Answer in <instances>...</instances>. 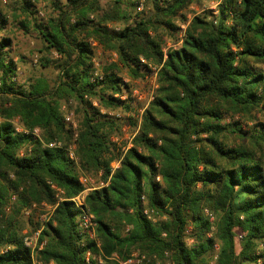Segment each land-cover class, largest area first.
<instances>
[{"label":"trees","instance_id":"obj_1","mask_svg":"<svg viewBox=\"0 0 264 264\" xmlns=\"http://www.w3.org/2000/svg\"><path fill=\"white\" fill-rule=\"evenodd\" d=\"M138 1L53 3L56 16L46 26L36 25L43 52L60 55L53 85L42 78L18 84L11 40L0 37V264H31L22 233L28 224L20 215L42 201L55 206L42 229L44 264H119L107 257L124 260L134 250L149 256L167 250L174 264H205L213 238L206 236L210 222L204 208L217 214L218 264H264V122L246 130L233 119L236 114L252 119L254 109L264 112V69L255 64L264 65V0H215L216 22L194 15L180 46L166 50L162 32L179 31L175 20L185 23L182 11L197 0H147L149 12L133 18ZM22 9L35 11L31 0H22ZM109 22L122 27H108ZM6 23L0 10V30ZM89 38L115 52L131 76L149 71L147 62L157 69L156 93L140 120L128 118L136 130L124 149L111 140L120 136L122 119L101 113L93 100L129 113L142 107L113 65L103 67L101 79L90 80ZM73 102L81 112L76 130L60 110L62 103ZM15 117L27 129L39 127L42 141H70L76 132L80 168L100 174L102 182L84 198L94 215L99 250L80 228V210L71 200L82 190L74 162L64 149L16 132ZM233 135L249 144L230 145ZM51 184L63 191L61 200ZM145 206L155 211V221L143 214ZM187 226L195 238L191 245L184 242ZM87 249L102 253V262H86Z\"/></svg>","mask_w":264,"mask_h":264},{"label":"rangeland","instance_id":"obj_2","mask_svg":"<svg viewBox=\"0 0 264 264\" xmlns=\"http://www.w3.org/2000/svg\"><path fill=\"white\" fill-rule=\"evenodd\" d=\"M34 4V14L30 15L26 11L22 9V0H0V10L7 17V23L4 26V29L0 30V37H8L11 40V56L17 65V75L14 77V80L20 85H25L29 82V80L35 78H42L46 80L49 85H53L56 80L58 70L54 66V62L60 59V55L54 51L53 49L50 52H43V44L41 41V36L38 28L39 25L46 26L49 22V19L55 17L57 14L56 9L54 8L53 3L63 4L66 0H31ZM102 3H105L106 0H101ZM150 10V6L147 4V0H139L137 5L133 7L131 10L133 18L137 13L143 12L147 14ZM215 11V12H214ZM182 13L185 15L186 22L182 23L179 19L175 20V23L179 25L180 30L177 31L174 35H171L166 32L163 33L164 45L163 49L166 50L169 47H179L181 44V37L183 35V30L186 27V24L189 23L190 19L194 15H207L208 19L216 22L217 16V2L215 0H197L191 2ZM97 14L91 15L90 17L94 20L97 19ZM23 22V23H22ZM108 27H114L115 29H119L122 27L121 23H107ZM89 42H95V46H93V59L97 63L98 70L102 73L103 67L107 65H113V70L117 72L118 76L122 78L124 82H127L131 89H136L138 94H140L141 99H136L132 97L135 102L139 104L140 109L135 113H129L124 111L122 108H104L98 105L96 100V105L100 109L101 113L113 115L116 117H120L122 119V125L120 128V136L111 135V140L119 144L122 149L126 146H130L131 140L134 136L136 130L128 120L129 117L140 120V114L144 107L148 105V103L153 99L154 94L156 93V89L158 87L157 84V74L156 78L154 73L157 72L156 66L150 62H147V71L143 76H131L127 68L121 66V64L117 61V55L115 52L106 49L104 46L97 44V42L89 38ZM41 58H47L49 62H45L41 60ZM142 58V57H140ZM52 61V62H50ZM142 62V61H141ZM146 62V60H145ZM256 66L264 69V65L261 63H256ZM120 95V94H118ZM116 96V94H114ZM132 96V95H131ZM117 97V96H116ZM120 98V97H119ZM74 111V118L77 122V126L81 120V112L77 111V105L73 102L70 106ZM139 113V115H137ZM253 118L250 119L247 116L239 117L238 114L234 115L233 119L239 121V125L242 129H250L251 126L256 122H264V112L258 111L254 109L252 111ZM230 119L226 118L225 122H229ZM62 140V139H59ZM245 142V144H249L248 140H242L240 137L235 135L231 136L228 140L230 145L241 144ZM62 142L68 143L69 141L62 140ZM20 151L25 152L26 148L20 149ZM19 151V152H20ZM113 163V162H112ZM79 165V163H78ZM76 166V164H75ZM80 167V166H79ZM76 173L78 175V167L76 166ZM93 180V186H101L102 182L100 181V174L88 173ZM47 209L40 208L35 212H32L30 217H27L21 211V218L27 221V227L25 229H33L36 225V219L45 213ZM214 221L213 225H215L216 232V221L217 214L214 213ZM28 218L30 220H28ZM165 219L163 215H161L160 220ZM191 222H189L190 224ZM38 224V222H37ZM192 224V223H191ZM211 225V224H210ZM33 226V227H32ZM191 226V225H190ZM210 228H208L206 234L208 233ZM124 231V228L121 227V232ZM23 233V231H22ZM207 236V235H206ZM47 239V238H46ZM261 246H259L260 248ZM138 251V250H137ZM97 255V254H95ZM162 256V257H161ZM158 256V258L164 261H169L171 264L173 263L171 254L168 258H164L163 255ZM209 260V259H208Z\"/></svg>","mask_w":264,"mask_h":264},{"label":"built area","instance_id":"obj_3","mask_svg":"<svg viewBox=\"0 0 264 264\" xmlns=\"http://www.w3.org/2000/svg\"><path fill=\"white\" fill-rule=\"evenodd\" d=\"M215 12V11H214ZM91 45L95 46V42H90ZM140 60L143 63H146L143 58H140ZM94 63V71L91 76V81H95L96 79L102 78V73L97 68V63L93 59ZM154 76L156 78V73H154ZM14 79V78H13ZM131 95L136 99H141L140 94H138L136 89L131 90ZM117 97H120L121 99L126 98V94L118 95ZM93 104L96 105V102L93 101ZM60 110L63 114V118L68 126H70L73 130H76L77 128V122L74 118V111L67 103H62L60 106ZM3 120L2 117H0V122ZM14 130L16 132H25V133H31L35 137L39 138L42 142V145L47 148H61L64 149L74 164L78 167V181L82 185V190L74 197L71 198V200L74 202L75 206L80 210V217H79V224L82 231H84L88 237L95 242V246L99 250V240L96 238L95 235V227L96 223L94 221V215L89 212L84 207V198L85 195L92 189L96 188V186H93V180L91 176H89L86 172H84L78 165V156L76 154V132L73 134V138L68 142H62V140L54 139L50 141H42L41 139V129L39 127H34L32 129H27L23 127L18 120V117H15L12 121ZM24 152L20 151L19 154L22 155ZM112 168H116L118 166V161H114L111 164ZM160 177L156 176V180H159ZM51 187L56 191V196L59 198V200L62 199L63 191L56 187L54 184H51ZM16 198L15 194L10 195V201H14ZM141 199L146 202L145 196H141ZM54 205L49 204L47 202H40V203H32L30 206L23 208L22 212L27 216L30 217L32 215V212H35L37 210H40V208L47 209V211L43 214H41L38 219H36V225L33 229H24L23 230V244L25 247L29 249L30 252V260L31 264H44V261L40 259V252L41 250L46 246L47 239L46 237H42V229L44 228L46 222L52 217V213L54 210ZM9 206L7 207L8 210ZM204 215L207 217V219L210 222V229L207 233V237L213 238L212 242V253L209 257V260L205 264H218V254H219V248H220V242L218 239L214 237V231H215V225H213V221L215 219L214 214L211 210L208 208L203 209ZM143 214L146 216L147 219L151 221L156 220L155 211L153 209L148 208L145 206L143 208ZM194 236L191 232V227L187 226L184 229V242L187 245H191L194 243ZM100 252V251H99ZM102 255V253H100ZM100 254L95 255L90 251V249H87L84 254V258L86 262H89L91 259H96L99 263L102 262V257ZM162 255L164 258H168L170 255V252L165 250L162 252ZM108 259H115L118 261L119 264H171L169 261H164L157 257L156 254L149 256L146 253L139 252L137 250L132 251L124 260L118 259L116 254H112V256L107 257ZM259 262V261H258Z\"/></svg>","mask_w":264,"mask_h":264}]
</instances>
